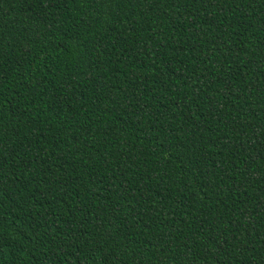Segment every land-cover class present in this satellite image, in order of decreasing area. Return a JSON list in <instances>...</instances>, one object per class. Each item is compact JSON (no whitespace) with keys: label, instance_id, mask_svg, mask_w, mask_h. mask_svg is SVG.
Listing matches in <instances>:
<instances>
[{"label":"trees","instance_id":"obj_1","mask_svg":"<svg viewBox=\"0 0 264 264\" xmlns=\"http://www.w3.org/2000/svg\"><path fill=\"white\" fill-rule=\"evenodd\" d=\"M0 264H264V0H0Z\"/></svg>","mask_w":264,"mask_h":264}]
</instances>
